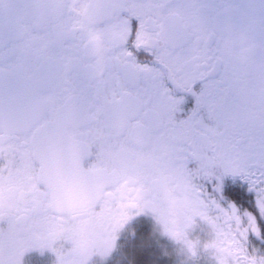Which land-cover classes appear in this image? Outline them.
<instances>
[{
  "label": "snow or ice",
  "instance_id": "snow-or-ice-1",
  "mask_svg": "<svg viewBox=\"0 0 264 264\" xmlns=\"http://www.w3.org/2000/svg\"><path fill=\"white\" fill-rule=\"evenodd\" d=\"M138 230L139 264H264V0H0V264Z\"/></svg>",
  "mask_w": 264,
  "mask_h": 264
},
{
  "label": "flooded vegetation",
  "instance_id": "flooded-vegetation-1",
  "mask_svg": "<svg viewBox=\"0 0 264 264\" xmlns=\"http://www.w3.org/2000/svg\"><path fill=\"white\" fill-rule=\"evenodd\" d=\"M141 235L142 232L138 230L136 239H132L127 234L121 237V247L106 261V264H139L142 257L137 252L135 245L139 242ZM54 261L55 256L49 252H45L43 255L33 252L25 258V264H54ZM98 264H105V262H98Z\"/></svg>",
  "mask_w": 264,
  "mask_h": 264
}]
</instances>
